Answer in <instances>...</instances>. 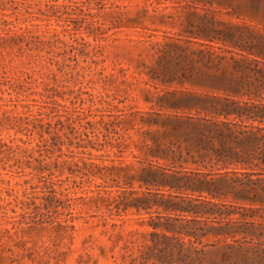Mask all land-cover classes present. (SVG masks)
Here are the masks:
<instances>
[{
  "label": "rangeland",
  "instance_id": "1",
  "mask_svg": "<svg viewBox=\"0 0 264 264\" xmlns=\"http://www.w3.org/2000/svg\"><path fill=\"white\" fill-rule=\"evenodd\" d=\"M260 49L264 0H0V264L253 260L240 243L264 237L167 242L149 221L199 206L264 231V174L200 160L179 121L248 101L225 82Z\"/></svg>",
  "mask_w": 264,
  "mask_h": 264
},
{
  "label": "trees",
  "instance_id": "2",
  "mask_svg": "<svg viewBox=\"0 0 264 264\" xmlns=\"http://www.w3.org/2000/svg\"><path fill=\"white\" fill-rule=\"evenodd\" d=\"M236 46L242 50H249L250 55L255 54L246 45L236 44ZM242 57L238 69L241 71L240 77L234 81L225 82V90H231L236 95L248 96L250 99L244 101L225 96L220 105L212 107L213 112L218 115L216 119L190 116L179 121L182 125L184 123L194 130L200 160L210 162L213 159L215 162L216 156V162L224 166L253 169L251 172H243L251 176L257 174L255 167L260 169L259 173L264 174V49H260L255 57L247 54H242ZM242 62L245 64L243 65ZM214 139L218 141V145L214 143ZM237 173L238 171H235V174ZM259 181L264 185V179H259ZM244 192V194L249 193V191ZM205 202L206 204L213 203L208 200ZM171 210H178L179 213L157 215L158 220L152 218L149 221L154 228L151 235L162 237L167 242L178 241L180 243L188 237L189 243L198 242L200 244L204 243L202 239L204 236H208L210 232L215 234V229L217 234H228L235 241L239 240V238L236 239V235L241 232L245 234L242 240H247L248 235L252 236L251 239L264 237V231H257L263 227V223L255 220L229 218L215 220V211H212L213 217L207 216L209 211H204L199 206L178 207L176 205ZM252 212L250 215L243 216H255L254 208ZM233 213L234 211H230L227 216ZM215 222L219 224L218 227H215ZM209 223L213 225L208 227ZM242 223L248 226L243 228ZM240 244L250 245V247H245V253L248 257H254L245 264H264V243ZM181 262L182 264H194L184 258Z\"/></svg>",
  "mask_w": 264,
  "mask_h": 264
}]
</instances>
